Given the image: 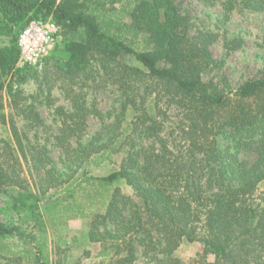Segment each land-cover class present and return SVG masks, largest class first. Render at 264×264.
Listing matches in <instances>:
<instances>
[{
  "label": "trees",
  "instance_id": "obj_1",
  "mask_svg": "<svg viewBox=\"0 0 264 264\" xmlns=\"http://www.w3.org/2000/svg\"><path fill=\"white\" fill-rule=\"evenodd\" d=\"M116 2L130 23L114 19L100 0H0V127L7 134L0 138V190L15 189L11 213L0 214V264H62L52 255L67 249L50 239L40 203L79 171L47 216L56 225L62 217L88 219L86 239L100 244L94 264H264V76L227 93L205 80L212 35H193L175 0ZM223 3L227 13L264 12V0ZM36 18L53 19L63 36L42 70L19 66V32ZM125 27L144 39L126 37ZM241 44L226 40L225 48ZM29 77L49 95L59 86L72 103L55 109L60 162L49 140L29 134L45 125L17 86ZM109 86L120 108L105 113L89 102L87 88ZM90 116L101 122L93 133ZM220 137L256 159L241 160ZM117 157L109 174H88L89 163ZM121 180L131 193L117 185ZM88 206L97 211L87 213ZM183 240L202 243V258L186 263L176 256Z\"/></svg>",
  "mask_w": 264,
  "mask_h": 264
},
{
  "label": "rangeland",
  "instance_id": "obj_2",
  "mask_svg": "<svg viewBox=\"0 0 264 264\" xmlns=\"http://www.w3.org/2000/svg\"><path fill=\"white\" fill-rule=\"evenodd\" d=\"M104 9L109 11V14L117 21H123L130 23V17L127 11H125L116 0H100ZM180 12L187 15L192 21L191 32L193 35H198L201 32H207L212 35L213 40L209 45V49L214 60L211 69L206 73L205 80L212 82L218 86L221 90L227 93H234L240 88L246 81L264 76V12H255L249 9H234L229 13L224 8V0H175ZM108 14V13H107ZM123 35L140 42L144 39L145 35L142 32L134 30L132 28L125 27L122 30ZM63 38V36H62ZM241 39L242 44L235 50H228L225 48L226 40ZM61 50H58L56 56L63 57ZM132 61L131 58H128ZM42 67H38V70H42ZM19 83V82H18ZM23 91L25 97L24 103L28 104L34 102L44 118V127H37L30 130L29 134L33 136L36 132L38 140L44 142L49 140V146L51 145V155L55 162H60L62 157L61 150L54 146V136L59 133L61 123L55 112L57 106H65L68 110L72 107V103L65 90L56 86L52 93L49 95L45 88L42 90L38 88V85L29 77L26 81L17 84ZM87 99L91 102L95 99L98 102V108L107 112L113 108H120L119 93L115 86H109L107 88L88 89ZM11 112V109H8ZM89 129L93 133L96 131L101 122L99 119L90 116L89 117ZM20 127L23 125V121L18 123ZM173 123L168 122L164 134L169 137L172 133ZM7 134L4 132L3 127H0V138H5ZM34 139H36L34 137ZM220 146L222 148L231 146V150L237 152L233 146V141L226 137L219 138ZM239 158L253 162L256 159V154L251 150H238ZM120 158L115 160L106 161L100 164L89 163L86 166L88 174L91 176H103L107 175L113 170L118 168ZM61 168V164L58 165ZM81 175L79 171L78 175L71 181L56 189L49 191L42 202L40 203L41 209L49 225L50 239L55 242L54 237H61L59 244L67 249L66 253L54 254L53 259H60L62 264H94L99 252V244L91 246L85 239L83 233L86 232V223L88 219L78 218L75 220L67 219L66 217L59 218L60 221H64L61 225H56L51 222V218L48 217L49 207L62 200L68 189L75 184L77 177ZM125 192L131 193V189L126 185L125 181L121 180L117 182ZM264 188V185H262ZM15 192L14 188L7 190H0V214L3 219H7L11 213L10 207V195ZM89 198V197H88ZM90 199V198H89ZM92 201V200H90ZM87 207V213L90 211H97L96 207ZM54 212V211H53ZM54 216V215H53ZM58 217V215H56ZM66 218V220H64ZM72 235L79 237V239L73 243ZM68 247V248H67ZM89 251L91 255H85L84 250ZM142 250V248H140ZM204 254V246L200 242H189L183 240L179 248L176 250L175 255L182 261L190 263L202 258ZM141 256V255H140ZM213 255H208L207 259L213 260ZM144 258H140V262H143Z\"/></svg>",
  "mask_w": 264,
  "mask_h": 264
},
{
  "label": "built area",
  "instance_id": "obj_3",
  "mask_svg": "<svg viewBox=\"0 0 264 264\" xmlns=\"http://www.w3.org/2000/svg\"><path fill=\"white\" fill-rule=\"evenodd\" d=\"M62 38L59 25L51 18L28 21L18 35L19 66L41 67Z\"/></svg>",
  "mask_w": 264,
  "mask_h": 264
},
{
  "label": "crops",
  "instance_id": "obj_4",
  "mask_svg": "<svg viewBox=\"0 0 264 264\" xmlns=\"http://www.w3.org/2000/svg\"><path fill=\"white\" fill-rule=\"evenodd\" d=\"M71 220H75V219H78V218H70ZM61 225V224H60ZM85 232L83 233V239H85L87 242H88V240L86 239V236H85ZM73 237H72V241H73V243H75L78 239H79V237H77V236H75V235H72ZM77 239V240H76ZM54 240H55V242L56 243H58L59 244V242L61 241V237L59 238H57V237H54ZM91 246H94V245H96V244H99V243H97V242H88ZM63 247V246H62ZM64 248V247H63ZM68 248V247H67ZM88 250V249H87ZM99 251H100V244H99ZM90 255H91V253H89ZM98 254H99V252H98ZM98 254H97V259L99 258L98 257Z\"/></svg>",
  "mask_w": 264,
  "mask_h": 264
}]
</instances>
